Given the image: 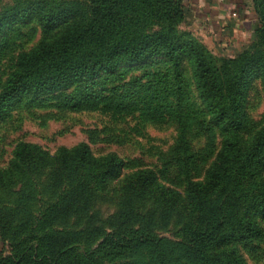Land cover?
I'll use <instances>...</instances> for the list:
<instances>
[{
  "label": "trees",
  "instance_id": "1",
  "mask_svg": "<svg viewBox=\"0 0 264 264\" xmlns=\"http://www.w3.org/2000/svg\"><path fill=\"white\" fill-rule=\"evenodd\" d=\"M259 1L252 0L259 21L252 39L259 37L264 46V6ZM87 9L91 19L78 16L73 2L35 9L46 33L63 23L65 29L20 56L0 92L2 103L96 82L125 63L157 54L177 66L187 54L199 95L229 136L205 179H188L183 194L158 184L157 171L151 167L128 177L120 193L126 204H132L121 208L108 229L94 223L92 204L96 194L122 174L127 166L124 159L115 152L97 156L85 141L59 146L53 154L39 144L19 141L9 166L0 169V179H11L13 184L12 176L22 180L15 191L18 206L0 212V236L10 242V250L0 252V264H117L123 260H128L124 264H248L230 245L264 236V125L249 140L241 137L247 74L259 64L264 70V58L255 61L244 53L218 66L199 46L179 40L175 27L188 14L184 0H89ZM23 11L1 16L0 33L5 24L26 19L29 11ZM171 94L181 111L184 94L179 72ZM89 101L96 108L107 103L113 108L116 99ZM166 111L172 109L156 106L155 116ZM178 119L185 124L182 113ZM93 136L90 141L96 142ZM38 172L51 176L53 184L43 186ZM42 186L54 198L38 212L32 205L39 201ZM149 199L168 207L165 211L179 209L186 215L183 241L176 243L144 226L127 224L139 215L140 203ZM70 217L85 220V225L74 230L59 226Z\"/></svg>",
  "mask_w": 264,
  "mask_h": 264
},
{
  "label": "rangeland",
  "instance_id": "2",
  "mask_svg": "<svg viewBox=\"0 0 264 264\" xmlns=\"http://www.w3.org/2000/svg\"><path fill=\"white\" fill-rule=\"evenodd\" d=\"M260 1L263 7L264 0ZM66 2H73V6L79 8L78 16L91 19L87 9L89 0H0V17L6 13L22 14L24 9L29 11L26 19L5 24L0 33V92L22 54L65 29L63 23L46 33L35 9ZM184 2L186 4L187 0ZM175 32L179 40L206 51L218 66L244 53L255 61L264 58V46L259 37L254 41L250 35L226 40L214 37L202 25L194 24L189 9ZM177 72L181 74L184 94L181 111H177V98L171 94L173 86L177 85ZM263 74L260 64L247 74L243 139L249 140L264 125ZM96 97L115 98V106L110 108L106 105L111 103H107L96 108L93 102ZM86 100L93 103L88 104ZM160 105L172 111L155 116V108ZM179 113L183 114L185 124L180 123ZM90 135L95 136L96 142L90 141ZM227 136L229 133L214 119L199 95L194 67L187 54L177 66L157 54L151 59L125 63L118 70L103 74L96 82L75 83L70 88L42 96L25 95L9 102L0 101V169L9 166L19 141L39 144L50 154L59 146L72 147L85 141L97 156L115 152L125 160L127 166L122 174L111 180L107 189L98 192L92 204L94 223L105 229L117 220L124 205L132 204H126L120 193L128 177L151 167L157 171L158 184L183 194L188 179H205L207 169ZM36 177L43 186L53 184L51 176L45 173L38 172ZM12 179L14 184L11 179H0V212L3 213L18 206L15 191L20 189L22 180L14 176ZM43 186L37 197L39 201L32 205V210L38 212L45 210L46 202L54 198L50 189ZM165 208L168 207L146 200L138 206L139 215L130 218L127 224L144 226L155 235L176 243L183 241L182 230L188 222L186 215L179 209L168 212ZM85 222L70 217L59 226L74 230L83 227ZM261 222L264 226V218ZM232 243L230 247H234L248 264H264V236L252 243ZM9 244L0 236V252H8Z\"/></svg>",
  "mask_w": 264,
  "mask_h": 264
},
{
  "label": "crops",
  "instance_id": "3",
  "mask_svg": "<svg viewBox=\"0 0 264 264\" xmlns=\"http://www.w3.org/2000/svg\"><path fill=\"white\" fill-rule=\"evenodd\" d=\"M194 24L214 37L253 36L259 21L252 0H187Z\"/></svg>",
  "mask_w": 264,
  "mask_h": 264
}]
</instances>
